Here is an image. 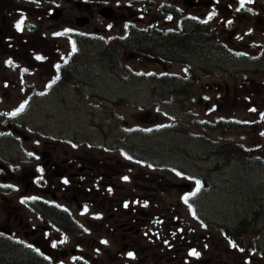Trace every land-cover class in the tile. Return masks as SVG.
I'll use <instances>...</instances> for the list:
<instances>
[{"label": "rangeland", "instance_id": "374dc122", "mask_svg": "<svg viewBox=\"0 0 264 264\" xmlns=\"http://www.w3.org/2000/svg\"><path fill=\"white\" fill-rule=\"evenodd\" d=\"M67 2L70 0L61 1L63 7L72 6ZM155 17L150 15L148 20ZM236 19L230 32L243 31L245 24V28L260 29L254 21ZM116 23L115 34L121 27ZM50 25L46 21L40 33L10 27L13 41L0 39V193L9 187L17 192L15 197L8 196L7 207L19 208L23 201L20 187L27 188L28 182L24 172L40 175L39 155L53 144H61L55 137L66 139V144L73 139L79 145L89 143L90 150L81 148L76 158L88 161L103 158L98 152L117 147L119 141L138 156L153 159L160 166L153 171L171 187L184 181L208 184L209 190L196 191L195 203L203 207L208 221L217 223V230L230 227V262L242 264L239 247L264 246V215L255 212L264 207V168L246 167L230 159V145L224 144L238 143L250 157H264V125L258 122L261 108L249 101V95L262 101L264 90L257 85L243 86L244 74L253 68L222 55L208 58L196 43L187 45L188 58L183 63L145 60L118 50L103 60L105 46L100 39L74 48L65 39H54ZM209 25L216 27L213 20ZM64 26L70 25L60 28ZM219 36L230 44L226 34L220 31ZM243 43L236 42V48ZM228 49L230 52V46L224 44L221 52L226 54ZM62 60L76 64L64 71L66 86L60 90L65 85L60 81L44 95L51 87L46 83L54 81L55 67L60 68ZM153 74L157 81L149 78ZM257 80L263 82L264 76ZM217 117L248 124L235 131H212L203 126ZM63 154L62 148L59 155ZM84 175L89 181L93 173ZM30 191L40 196L38 187ZM170 192L177 194L173 189ZM3 203L0 194V219L8 214ZM253 213L255 220L249 219ZM243 216L249 220L240 227ZM6 258L11 264H20L14 252L6 253Z\"/></svg>", "mask_w": 264, "mask_h": 264}, {"label": "flooded vegetation", "instance_id": "af4514ba", "mask_svg": "<svg viewBox=\"0 0 264 264\" xmlns=\"http://www.w3.org/2000/svg\"><path fill=\"white\" fill-rule=\"evenodd\" d=\"M61 1L0 0V39L12 42L9 29L18 30L20 21L19 31L29 28L39 33L49 21L54 39H65L74 48L98 38L102 46L118 45L124 54L157 62L164 61L158 56L165 52H175L172 56L182 61L187 45L196 43L208 58L222 55L250 65L253 69L244 74L243 86L257 85L264 90V80H257L264 76V0H251L243 7L241 0H70V7H63ZM150 15L156 19L149 21ZM237 16L254 21L260 29L245 28V24L243 31L230 32ZM212 20L216 27L209 25ZM116 21L121 33L115 34ZM67 24L70 26L60 28ZM220 31L230 44L221 40ZM243 41V47L236 48V42ZM157 44L168 50L139 51V47ZM224 44L230 46L226 54L221 52ZM68 65L66 72L76 64ZM249 101L264 111V98L257 101L249 95ZM62 139L55 137L61 144L40 153V175L24 172L28 189L19 186L23 188L19 208L7 207L8 196L17 194L15 189L0 193L8 210L7 217L0 219L1 264H11L6 258L10 252L20 264H234V260L230 262V227L217 230V223L208 221L203 207L195 203L196 183L184 181L171 187L153 171L160 168L153 159L138 156L119 141L117 147L98 152L103 158H81L78 164L77 151L90 150V144L79 145L75 139L66 144ZM86 173H93L89 181ZM37 187L39 197L30 191ZM199 188L210 189L205 182ZM171 189L177 194L172 195ZM193 249L198 257L189 255ZM237 251H241L242 264H264V246L239 247Z\"/></svg>", "mask_w": 264, "mask_h": 264}, {"label": "trees", "instance_id": "16d2710c", "mask_svg": "<svg viewBox=\"0 0 264 264\" xmlns=\"http://www.w3.org/2000/svg\"><path fill=\"white\" fill-rule=\"evenodd\" d=\"M118 48H119L118 45L117 46L111 45V46L106 47L104 49L106 51V53L104 54L105 58L107 59V56L106 55L108 53H113ZM129 48H132V46H129ZM165 50H168V49H167V47H163L162 44L152 45V46H150V48H148L147 46L139 47V51H142L144 53H149V54H154V53H157V52L159 53L161 51H164L165 52ZM173 53H175V52H170V53H166L165 52L164 54H162L161 56H158V57L162 58L165 62L168 61V62H172V63H174V62L180 63L181 61L178 59V57L172 56ZM176 54H178V53H176ZM151 56H153V55H151ZM187 58H188V49H187V51L185 53V56H183L182 63L183 62H186ZM113 63L114 62H112L111 65H113ZM68 64H69L68 63V60H63L61 66L68 67L69 66ZM58 74L59 75L62 74L60 70H58V72H57L56 75H58ZM64 75H66V73H64ZM151 80L156 81L157 79L152 78ZM66 82H67V79L64 82H62V84H65ZM262 122H264V117H263ZM246 124H248L246 121H238L236 119H229V120H227V119H224V118H221V117H217V118H214L212 121H209V124L204 123L203 126L206 127V128H208V129H210V130H212V131L213 130L235 131V130L242 129L243 127H246ZM224 144L230 145V149H229V152L231 154L230 155V159H236L240 163H243V165L246 166V167H253V166L260 167L261 166V167L264 168V158H260V157L252 158V157H250V153H246V150H244L242 147H240V145L238 143L233 144V142H226V141H224ZM255 212L257 213V216H258V215H260L262 213V210H258L257 209ZM256 217H255V214L253 213L249 217V219H252L253 218V220H255ZM249 219H248L247 216H245V218L243 216L240 219L239 226L241 227L242 224L244 222L248 221ZM2 263H3V261H2Z\"/></svg>", "mask_w": 264, "mask_h": 264}, {"label": "snow or ice", "instance_id": "6c2138e0", "mask_svg": "<svg viewBox=\"0 0 264 264\" xmlns=\"http://www.w3.org/2000/svg\"><path fill=\"white\" fill-rule=\"evenodd\" d=\"M246 2H251V0H241V7H243L244 3H246ZM22 23H23V21H20V22L17 23L16 27H17L18 30L21 28ZM8 63H11V61H9ZM21 107H23V106H21ZM252 111H255V109H252ZM196 184H197V191H199L200 182L199 181H196ZM185 202H187V198H185ZM103 243H106V241L103 242ZM233 247H235L234 244H233ZM128 255H129L130 258H134V254L133 253H128ZM189 255L198 257L199 256V253L196 250L193 249L189 253Z\"/></svg>", "mask_w": 264, "mask_h": 264}, {"label": "bare ground", "instance_id": "6f19581e", "mask_svg": "<svg viewBox=\"0 0 264 264\" xmlns=\"http://www.w3.org/2000/svg\"><path fill=\"white\" fill-rule=\"evenodd\" d=\"M65 86H66V84L64 86L60 87L59 89L62 90ZM258 210H262L261 216L264 215V207H262V208H260Z\"/></svg>", "mask_w": 264, "mask_h": 264}]
</instances>
